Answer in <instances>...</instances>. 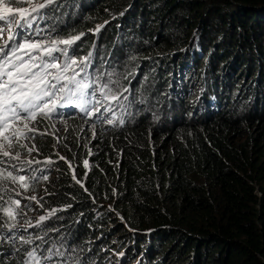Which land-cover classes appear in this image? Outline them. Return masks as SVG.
<instances>
[{
	"label": "trees",
	"instance_id": "16d2710c",
	"mask_svg": "<svg viewBox=\"0 0 264 264\" xmlns=\"http://www.w3.org/2000/svg\"><path fill=\"white\" fill-rule=\"evenodd\" d=\"M36 16L19 25L21 44L42 36L29 60L83 33L68 51L110 52L132 112L82 117L65 92L27 121L17 149L50 160L0 155L29 184L0 179V205L22 209L14 229L0 212V264H264V0H54Z\"/></svg>",
	"mask_w": 264,
	"mask_h": 264
},
{
	"label": "snow or ice",
	"instance_id": "6c2138e0",
	"mask_svg": "<svg viewBox=\"0 0 264 264\" xmlns=\"http://www.w3.org/2000/svg\"><path fill=\"white\" fill-rule=\"evenodd\" d=\"M24 0H0V22L6 23V30L11 32L13 26L23 24L29 25L32 20L35 19L33 13H38L40 9L45 8L48 4L54 3V0H44L42 3H31L29 0V7L26 8H13L10 5L23 3ZM18 14V16H17ZM103 27L98 26L99 28ZM5 29H0V32ZM84 34L81 33L76 36H71L66 39L51 41V47H44V56L50 57V61H43L41 64L34 62H22L19 65L13 64L10 61L0 63V155L4 157H12V153L9 151L14 146V140L10 138L8 134H5L9 126L13 123H19L23 125V128L17 127L11 132V137L16 138L18 142L19 137L25 135V132L34 131L29 128L27 121H35L37 117L49 118L51 113H54L58 107L64 105L61 101L64 99V93L70 91L68 84L71 83L76 91H71V96L79 95L81 103L77 105L81 111L91 115L92 112L86 109L85 105L89 103L85 97L88 95L86 89L89 85L76 80V76L79 72L76 71L80 68V65L84 64L88 60V57H84L82 60L77 61L73 57L69 56L68 49ZM63 45L64 47H59ZM19 49H27L29 51L34 49H40V43H29L18 45ZM2 51V49H0ZM60 52L65 57L63 62L59 61L58 57L53 56V53ZM91 55V54H89ZM17 59H20L17 57ZM35 59V58H33ZM43 60V57H40ZM11 64V67L9 65ZM36 69V71H33ZM56 70L55 72L49 70ZM83 71V68H80ZM72 72L73 75H67ZM51 77V79H49ZM55 81V83H53ZM63 81V83H61ZM106 87V86H105ZM54 90V91H53ZM103 91V88L101 89ZM59 94V95H58ZM107 95L105 99H107ZM112 100H117L116 95H111ZM99 103V102H98ZM99 108L96 111L99 112ZM25 114V115H22ZM108 123H113L109 120ZM31 151V149H29ZM15 158L19 159V154L15 155ZM63 159V157H61ZM51 162V161H49ZM30 164L31 162H25ZM85 167L88 166V161H84ZM0 179L9 180L13 184H17L19 187L28 188L27 178L23 175H14L12 172L5 170L0 172ZM46 180L47 177L45 176ZM79 183V181H77ZM3 198L0 197V200ZM32 200H36V197H31ZM0 212H3L4 217L11 223H7L6 226L9 229L17 228L15 223L16 215L22 214L19 200H13L9 198L4 204L0 205ZM47 217L41 216L39 222L45 220ZM25 243H31V240L25 241ZM29 257H35L34 252L28 253ZM38 264V261H37Z\"/></svg>",
	"mask_w": 264,
	"mask_h": 264
},
{
	"label": "rangeland",
	"instance_id": "374dc122",
	"mask_svg": "<svg viewBox=\"0 0 264 264\" xmlns=\"http://www.w3.org/2000/svg\"><path fill=\"white\" fill-rule=\"evenodd\" d=\"M44 2V0H31V3H42ZM24 5L23 6H18L17 4H12L10 5L13 8H26L29 7V0H24ZM22 3V4H23ZM50 4H48L45 8L40 9L38 13H41L44 9H46ZM37 14V13H36ZM18 16V14H17ZM170 17V21H171ZM166 22H168L169 20V16L166 15ZM46 21V20H44ZM47 21L44 22L42 25H40L42 28L46 27ZM0 29H5L4 31L0 32V49H2V51H0V56L2 58H6L7 57V61H12L13 64H17L19 65L22 62H29L30 58L32 56H34L35 54H37L40 49H34V50H27V49H19L18 45L21 44V40L22 38H24L23 33L20 32L19 30V25L18 26H13L11 32L6 30V23L5 22H0ZM14 30V31H13ZM38 31V26H36V29L33 33L29 34V38L27 39V42L29 43H38L39 41H42V36L39 35ZM20 34L18 40H16L17 36ZM12 41V44H14L17 41L16 45H10L9 44V49H7V44ZM45 45L48 47H51V41H45ZM44 45V46H45ZM62 45H60L59 47H61ZM17 50V52L12 53V50L15 49ZM92 49L90 51H88L87 53H85V55H83L82 57H80L79 59H76L77 61L82 60L84 57H88V60L84 62V64L80 65V68H83V71H80V68H77L76 71L79 72V75L76 76V80L77 81H81V79H85V75L87 74V79L89 80L90 83H92V88L90 90V94H92L93 92H97L98 95V99L93 103V105L89 106L88 110L91 111V109L93 108L94 105H96V108L98 107L100 110L99 112H97L96 114H92V117H96L99 118V115H102L103 118H105L106 120H110L113 119V117L115 116V109H120L119 112H121V114L125 115H130L132 111L128 112V93L125 90H121V85H120V79L118 77H114L112 74L114 72V70L116 69V59L115 58H109V53H103L100 52L98 50V52L96 53V55L94 56V60H92L91 56L89 55L91 53ZM35 53V54H33ZM33 54V55H31ZM58 54H61L60 52H58ZM69 56L73 57L75 59V53H70L68 51ZM115 56L117 57L116 53H114ZM10 56V57H8ZM17 57L21 58V60L17 59ZM18 60L16 61L15 60ZM40 58V57H39ZM38 58V60H39ZM59 58H61L59 61H64L65 57L63 55H60ZM104 59V62H100V60ZM51 60V58H50ZM5 62V61H4ZM34 63L39 64V62L37 61H31ZM1 63V62H0ZM3 63V62H2ZM117 63H119V61H117ZM102 65V66H100ZM11 67V66H10ZM104 68V71H102ZM34 71H36V69H34ZM52 72H55L56 70L52 69L49 70ZM74 73L69 72L67 73V75H73ZM89 77V78H88ZM53 83H55V81H53ZM63 83V81L61 82ZM106 86V87H105ZM105 88H109L113 94H107L105 91H101V89ZM68 89L70 91H66L68 93H71V91H76V89L74 88V86L69 83L68 84ZM54 91V90H53ZM59 95V94H58ZM107 95V99H105V96ZM111 95H116L118 97L117 100H112L110 97ZM99 102V103H98ZM116 107V108H115ZM115 108V109H114ZM151 108V107H150ZM81 116L82 117H86L87 113L82 111L81 112ZM22 115H25L22 113ZM14 124V129L9 131L8 134L10 136V138H12L14 140V146L9 149V151L12 153L13 156H15L17 153L19 154V158L22 159L23 161L26 162H37L38 160H50V157H38V156H29L27 154H23L22 152H20L17 147L16 144L18 142H16V138L11 137V132L14 131L17 128V125H19L18 123H13ZM67 123L63 120H60L57 122V127L58 128H62L66 125ZM22 125V124H21ZM22 140V142L26 143L27 139L26 138H20ZM18 139V141L20 140ZM60 157H64V155H61ZM70 162V161H69ZM72 168L74 167V164L70 163L69 164ZM110 206V205H109ZM27 212V211H25ZM32 216H35L36 213H30ZM118 214V215H117ZM116 215L121 219L122 222H124V217L121 213H116ZM31 222H35V220H31ZM25 224V223H22ZM109 225H113L111 223H109ZM148 243V242H147ZM148 244L143 243L141 248H146Z\"/></svg>",
	"mask_w": 264,
	"mask_h": 264
},
{
	"label": "bare ground",
	"instance_id": "6f19581e",
	"mask_svg": "<svg viewBox=\"0 0 264 264\" xmlns=\"http://www.w3.org/2000/svg\"><path fill=\"white\" fill-rule=\"evenodd\" d=\"M33 16H35V19L36 21H38L39 23H41L42 21H40V19L36 16L37 14L36 13H33L32 14ZM21 23H23V21H21ZM87 77V74L85 75ZM96 100L98 99V95H94L93 96ZM115 109V108H114Z\"/></svg>",
	"mask_w": 264,
	"mask_h": 264
}]
</instances>
